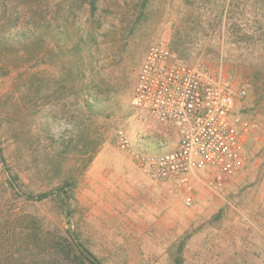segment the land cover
Segmentation results:
<instances>
[{
  "label": "rangeland",
  "instance_id": "rangeland-1",
  "mask_svg": "<svg viewBox=\"0 0 264 264\" xmlns=\"http://www.w3.org/2000/svg\"><path fill=\"white\" fill-rule=\"evenodd\" d=\"M89 11L81 87L63 94L49 86L57 69L33 61L0 71V223L15 214L24 233L39 223L67 236L81 264H264V0H99ZM153 44L247 88L244 168L218 194L196 187L191 207L118 149L119 131L145 154L177 146L171 125L131 104Z\"/></svg>",
  "mask_w": 264,
  "mask_h": 264
},
{
  "label": "built area",
  "instance_id": "built-area-1",
  "mask_svg": "<svg viewBox=\"0 0 264 264\" xmlns=\"http://www.w3.org/2000/svg\"><path fill=\"white\" fill-rule=\"evenodd\" d=\"M247 88H235L219 77L186 63L166 46L151 45L140 64L132 106L177 132L175 149L145 154L118 132V149L141 173L169 186L186 207L195 188L218 194L245 164L250 132L243 110Z\"/></svg>",
  "mask_w": 264,
  "mask_h": 264
},
{
  "label": "trees",
  "instance_id": "trees-1",
  "mask_svg": "<svg viewBox=\"0 0 264 264\" xmlns=\"http://www.w3.org/2000/svg\"><path fill=\"white\" fill-rule=\"evenodd\" d=\"M99 0H0V71L33 61L55 67L62 79H36L70 93L81 87V10L94 15ZM71 55L70 60L67 57ZM17 86V85H16ZM15 214L0 223V264H81V250L67 236L44 231L39 223L29 233ZM34 250V253H30Z\"/></svg>",
  "mask_w": 264,
  "mask_h": 264
}]
</instances>
